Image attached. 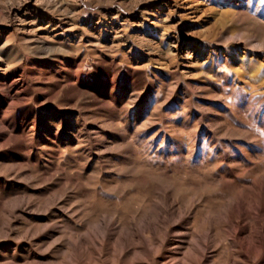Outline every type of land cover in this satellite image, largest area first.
<instances>
[{
  "label": "rangeland",
  "instance_id": "1",
  "mask_svg": "<svg viewBox=\"0 0 264 264\" xmlns=\"http://www.w3.org/2000/svg\"><path fill=\"white\" fill-rule=\"evenodd\" d=\"M9 38L25 56L21 91L54 80L98 92L65 105L63 91L46 110L29 100L18 128L1 125L0 264H92L86 232L101 220L113 235L152 224L151 248L167 245L151 264H172L173 241L186 248L196 232L210 233L207 264H264L231 238L236 223L249 240L264 204V0H0V46ZM35 39L86 55L81 75L69 79ZM0 64V78L17 68ZM58 110L61 127L50 119L47 141L30 146L44 134L33 116ZM134 243L127 261L139 263ZM114 249L105 243L111 264Z\"/></svg>",
  "mask_w": 264,
  "mask_h": 264
},
{
  "label": "bare ground",
  "instance_id": "2",
  "mask_svg": "<svg viewBox=\"0 0 264 264\" xmlns=\"http://www.w3.org/2000/svg\"><path fill=\"white\" fill-rule=\"evenodd\" d=\"M9 39H6V41H4L5 43H3L2 46H0V60H2L3 63L6 64L5 68H4L5 71H8L12 65H16L17 68L15 70L11 71L9 74L4 75L0 78V81H1L0 82V112L4 113V114L0 115V118L2 119V122H0V128H1V125H3V123L6 124L9 122H15L14 127L18 128L17 126H19L20 124H16V122L21 123L20 122V114L23 112V110H25L27 108V102L29 100H37V104H39L42 109L46 110L47 107H45L46 106L45 104L53 102L63 91L65 92V94L67 96H69V95L72 96L71 98H67L65 100V103H64L65 105L70 104L73 100L82 99L83 96L90 93L89 91H93V92L97 91V88L94 87L93 85H91V83H89L90 86L88 88H86V90H78L76 87H72L69 89H63L62 87L58 86L57 85L58 82H55L54 80L50 81L48 83H44L42 85L40 84L39 85L40 87L37 89L28 88L27 90L21 91V88L19 86L20 84H23V87L24 86L26 87V85L29 84V77L25 71V68L23 67L25 56L21 52H16L15 50L10 51V49L7 48V45L12 41V38L10 40ZM30 46H33L35 51L44 53L49 61H51L50 59H53L55 62L59 63L61 65L59 68L60 69L62 68L61 72L66 74L69 79H71V77H73L74 75H78V76L81 75V71L87 62L86 61V55L83 56L81 59H79L76 54H75V57L73 56L74 58H67L65 55L62 54V52H64V50L67 49L66 47L65 48L59 47V49L55 48V50H54L49 46L48 43H46L45 41H42V40L35 39V41H33L30 44ZM69 50H71V49H69ZM65 53L67 54V52H65ZM91 54L93 55V53H91ZM45 55H43V56H45ZM94 55H97L100 58L104 57V55L100 51H94ZM140 64L141 63L139 61L132 63L133 66L138 67V68L140 67ZM141 65H143V64H141ZM1 67H3V66L0 64V68ZM46 68H48V67L46 66ZM132 68H134V67H132ZM52 70L54 71L53 68H52ZM12 76L18 77L19 81L18 80L15 81L18 85L14 86L13 85L14 83L11 86L8 85L9 78ZM137 76H133V77H137ZM20 79H22V80H20ZM15 89H17V91L20 90L19 91L20 93L15 91ZM64 114H65L64 110H58L57 112L49 113V115H48L49 117H47L46 118L47 120H45L46 122H42V120H40L37 116H33V121H32L33 124L37 125V122L42 124L44 134L39 132L37 135H34L30 139L31 140L30 146H33L34 143L38 142L41 137H43L45 139L44 142H46L47 141L46 135L50 134L51 125H52V124L49 125L47 122H49V120L51 119L52 121L57 122V124H59V126L61 127L62 118H63L62 116ZM7 116L9 118H7ZM24 117H25V115H24ZM45 123H47V124H45ZM1 132H4V131H1ZM2 136H4V135L2 133H0V137H2ZM3 139H5V138H2V140ZM2 140L0 138V141H2ZM9 142H10V139L7 140V143H9ZM15 142L17 143L18 146L21 145V142H19V140L15 139ZM0 154H1V152H0ZM0 167H2V166L0 165ZM5 168L8 169L7 166H5ZM11 170L12 169H8L7 171L11 172ZM163 205H165V204H163ZM253 208L256 211L257 224H256L255 229L253 228L254 229L253 233H251L249 235L248 241L238 240L237 237H238L239 233H242V230L239 228L238 224L233 223V225H232L233 237H231V238H233V242H234V244H236L237 248L242 250L240 252L242 258L247 257L248 253L251 249H253L255 251V253L257 254V256L255 255V257H258L259 255H264V228L260 227V223H261L260 221L263 220L262 217H264V204L255 203ZM239 215H237V217H240ZM230 223H232V222L230 221ZM164 224H165L164 225L165 227L163 228V231H164L163 233H164V236H167L170 233L168 230L169 218H165ZM151 225L143 226L142 230H135L134 228H131V227L121 228L120 230L117 229L119 232L116 235H113V234H111V232L109 230V222L106 220H101L99 222V228H98L99 230L96 229V232H92V230L86 232V263L92 262V264H111L109 261L107 262V260L104 259L105 243L106 242H113V245L116 248L113 250L114 254L112 255V257L114 258V264H151V263H153V261H155L154 250L157 249V252L159 250H163L166 247L167 242L163 239V237H161V239H159L157 241L156 248L155 247H154L155 249H152L153 247L151 248L150 239L148 238L147 235H145L147 232H154L155 231V229ZM43 233H44V231H41L38 233L35 232V236L38 239V236L41 237V235H43ZM209 234L208 233L202 234L200 232H196L194 237L192 236L193 239L196 240L195 243L193 241V243L188 244L189 246L186 248L180 246V245H184L180 241L179 242L173 241V243H172L173 247L168 250V255H169L168 258L171 260L170 263H172V264H207L208 260H209L207 252L210 249L209 243L211 241ZM180 238H182V237L180 236ZM133 243L135 244V250L143 253L146 256L144 261H141L139 263H137L135 261L134 262H128L127 261V257L129 256V253H130L128 251V249H129V246L132 245ZM199 244H201V247L199 246ZM182 250H185V252L181 253ZM231 256H230V258H231ZM41 257L44 258V256H41ZM41 257L39 256V258H41ZM241 257H238V258H241ZM211 264H236V262L234 259H229V260H226L223 262H214L213 261Z\"/></svg>",
  "mask_w": 264,
  "mask_h": 264
}]
</instances>
